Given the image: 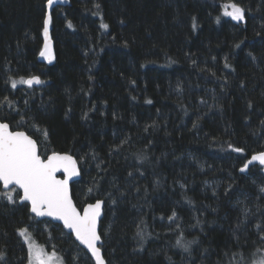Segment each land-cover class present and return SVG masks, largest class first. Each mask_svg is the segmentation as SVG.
Masks as SVG:
<instances>
[{
    "label": "trees",
    "instance_id": "obj_1",
    "mask_svg": "<svg viewBox=\"0 0 264 264\" xmlns=\"http://www.w3.org/2000/svg\"><path fill=\"white\" fill-rule=\"evenodd\" d=\"M230 2L244 21L223 16ZM45 13L46 0H0V100L15 106L0 107V120L28 132L42 157L76 158V205L104 201L107 264L264 256V170L239 171L264 149V0H69L51 11L50 64L39 60ZM32 75L43 83H6ZM15 199L0 198V264H26L20 228L63 264H94ZM178 238L197 242L186 252Z\"/></svg>",
    "mask_w": 264,
    "mask_h": 264
},
{
    "label": "snow or ice",
    "instance_id": "obj_2",
    "mask_svg": "<svg viewBox=\"0 0 264 264\" xmlns=\"http://www.w3.org/2000/svg\"><path fill=\"white\" fill-rule=\"evenodd\" d=\"M55 2L56 0H47L46 8L51 9ZM223 7L225 9L223 16L230 17L234 21H244L245 9L243 7L235 2L225 4ZM51 19V12H46L42 29L45 44L39 52L40 57L49 61L53 58L47 42ZM217 22H219V17ZM68 26L71 27V23ZM101 27L107 28L108 25L102 24ZM225 67H230V65L225 63ZM6 83H10L11 88L16 89L18 84L32 88L33 85H39L43 82L39 76L32 75L26 78L21 77L19 80L9 77ZM5 103L9 107H15L13 101L9 100L7 96L0 100V107ZM229 147L236 153H244L245 151L240 147H232L231 145ZM93 158L95 157L93 156ZM138 159L143 160L145 157L141 155ZM253 162H258L264 170V151L254 152L242 164L239 171L241 173L249 171ZM58 172H63V179L57 177ZM77 175H79L77 161L71 155L53 152L46 158H42L35 140L24 131L10 130L9 123L0 122V188L5 190L0 191V198L6 199L9 203H15L17 202L15 197H18L19 202L30 204V212L36 217L49 216L63 221L65 228L70 229L76 240L91 253L95 264H105L101 247L98 246L102 243V235L97 230L104 201L98 199L95 203L87 204L83 209V214H81L73 204L69 194V180ZM91 191L90 188L89 192ZM259 191L264 193V187H260ZM245 214H247V209H245ZM175 216L176 213L173 212L169 216V220H173ZM259 227L260 225H257V228ZM17 232L28 246V264H55V254L47 255L43 249L34 246L27 228L17 229ZM136 235L141 241L144 239L145 233L139 226ZM261 238L264 239V237ZM196 242L195 239L185 241L178 238L176 244L187 252L190 245ZM3 258L4 253L0 251V260ZM59 264H63V261L60 260ZM253 264H264V256L254 260Z\"/></svg>",
    "mask_w": 264,
    "mask_h": 264
},
{
    "label": "water",
    "instance_id": "obj_3",
    "mask_svg": "<svg viewBox=\"0 0 264 264\" xmlns=\"http://www.w3.org/2000/svg\"><path fill=\"white\" fill-rule=\"evenodd\" d=\"M46 2H47V0H46ZM68 4H69V0H56V2L54 3V5L52 6L51 9L46 8V12H49V11L51 12L52 9H53L54 7H56V6H66V5H68ZM47 42L49 43V46H50V49H51L52 57H53V58L51 59V61H49L48 59H45V58L39 56V60H40V62H42V63L50 64V63L54 60V51H53V43H52V39H51V36H50V28H49V34H48V41H47ZM44 44H45V37H44V43H43V46H44ZM33 86H37V85H33ZM0 122H2V121H0ZM10 130H12V129L10 128ZM12 131H24V130H12ZM24 132H25L27 135H29L26 131H24ZM29 136H30L33 140H35L31 135H29ZM35 141H36V140H35ZM36 142H37V141H36ZM37 144H38V143H37ZM38 151H39V147H38ZM262 151H264V149H263ZM259 152H260V151H259ZM51 153H53V152H51ZM51 153H49L48 155H50ZM56 153H61V154H68V155H71V154H69V153H67V152H56ZM71 156L73 157L74 160H76V158H75L73 155H71ZM46 157H47V156H46ZM46 157H45V158H46ZM42 158H43V157H42ZM76 161H77V160H76ZM255 163H258V162H255ZM77 170H78V172H79V175H77V176H73V177L69 180V194H70V197H71V199H72V202H73V204L76 206L77 210H78L81 214H83V209H84V207H85L87 204H89V203H95L96 200L93 201V202L85 203L81 208H79V207L76 205V203H75V201H74V199H73V197H72L71 186H72V184H73L75 181H77V180L80 178V176H81V174H80V168H79L78 162H77ZM63 176H64L63 172H58V173H57V177H58V178L63 179ZM3 190H4V189H3ZM97 200H98V199H97ZM99 200H102V199H99ZM102 201H103V200H102ZM19 203H21V202H19ZM23 203H27V204H28V206H29V212H30V204H29L28 202H23ZM30 214L33 215L37 220H49V221H51L52 223H55V224L60 225V226L62 227V229H63L66 233L70 234V235L72 236V238L74 239V241H75V242H76L81 248H83V249L88 253V255L90 256L91 260H92L93 263L95 264V260H94V258H92L91 253L88 252V250H87L83 245H81V244L79 243V241L76 240L75 235L71 232L70 229L65 228V226H64V224H63V221H61V220H59V219H56V218H53V217H49V216L36 217L35 214H33V213H31V212H30ZM102 217H103V205H102V216H101L100 220L98 221V226H97L98 233H100V230H99V229H100V222H101ZM102 244H103V240H102V243L99 244L98 246L101 247V254H102V257H103V259H104V261H105V264H107V261H106L104 255H103Z\"/></svg>",
    "mask_w": 264,
    "mask_h": 264
},
{
    "label": "rangeland",
    "instance_id": "obj_4",
    "mask_svg": "<svg viewBox=\"0 0 264 264\" xmlns=\"http://www.w3.org/2000/svg\"><path fill=\"white\" fill-rule=\"evenodd\" d=\"M30 238H31V241L33 242L34 246L43 249L45 254L52 255L54 253L52 250H48L44 246L37 243L34 238H32V237H30ZM54 254H55V264H59V261L61 260V258L58 254H56V253H54ZM257 257L254 260H258ZM28 261H29V252H28V246H27V262H26V264H28ZM250 264H253V262H251Z\"/></svg>",
    "mask_w": 264,
    "mask_h": 264
},
{
    "label": "flooded vegetation",
    "instance_id": "obj_5",
    "mask_svg": "<svg viewBox=\"0 0 264 264\" xmlns=\"http://www.w3.org/2000/svg\"><path fill=\"white\" fill-rule=\"evenodd\" d=\"M1 121V120H0ZM2 122H5V121H2ZM11 128V127H10ZM12 129V128H11ZM12 130H21V129H12ZM25 131V130H24ZM28 133V132H27ZM29 134V133H28ZM30 135V134H29ZM45 158V157H43Z\"/></svg>",
    "mask_w": 264,
    "mask_h": 264
}]
</instances>
